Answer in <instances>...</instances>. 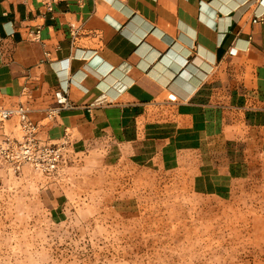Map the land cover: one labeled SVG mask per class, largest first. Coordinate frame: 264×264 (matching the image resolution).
Listing matches in <instances>:
<instances>
[{
	"label": "crops",
	"instance_id": "crops-1",
	"mask_svg": "<svg viewBox=\"0 0 264 264\" xmlns=\"http://www.w3.org/2000/svg\"><path fill=\"white\" fill-rule=\"evenodd\" d=\"M260 1L67 0L42 14L0 0V108L25 106L43 143L137 145L165 168L182 139L233 145L264 113ZM60 88L73 107L48 118ZM11 134L15 118L0 126Z\"/></svg>",
	"mask_w": 264,
	"mask_h": 264
},
{
	"label": "rangeland",
	"instance_id": "rangeland-1",
	"mask_svg": "<svg viewBox=\"0 0 264 264\" xmlns=\"http://www.w3.org/2000/svg\"><path fill=\"white\" fill-rule=\"evenodd\" d=\"M235 143L64 146L57 175L0 170V264H264V113ZM147 149V147H146Z\"/></svg>",
	"mask_w": 264,
	"mask_h": 264
},
{
	"label": "built area",
	"instance_id": "built-area-1",
	"mask_svg": "<svg viewBox=\"0 0 264 264\" xmlns=\"http://www.w3.org/2000/svg\"><path fill=\"white\" fill-rule=\"evenodd\" d=\"M27 6L36 2L42 14L51 13L57 3L67 0H14ZM264 0L260 1L263 4ZM264 6V4H263ZM256 19H262L256 16ZM32 40L39 38V31L30 33ZM72 103L65 89L60 88L55 93V105L48 110L47 117L54 119L60 112L71 109ZM15 118L18 134L0 138V170L10 174H18L24 166H29L34 172L45 176L57 175L64 156V144H46L39 140V126L28 117L25 106L0 108V126ZM66 139V138H65Z\"/></svg>",
	"mask_w": 264,
	"mask_h": 264
},
{
	"label": "bare ground",
	"instance_id": "bare-ground-1",
	"mask_svg": "<svg viewBox=\"0 0 264 264\" xmlns=\"http://www.w3.org/2000/svg\"><path fill=\"white\" fill-rule=\"evenodd\" d=\"M242 1V0H241ZM246 3V2H245ZM233 5H235L236 3H232ZM236 6V5H235ZM133 40H136V39H134L133 38ZM183 89H186V87L185 86H183ZM183 89H181V87H177V86H175V91L176 92H178L180 95H184V90ZM173 97V96H172Z\"/></svg>",
	"mask_w": 264,
	"mask_h": 264
}]
</instances>
